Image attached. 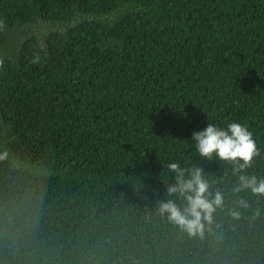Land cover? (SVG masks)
Returning a JSON list of instances; mask_svg holds the SVG:
<instances>
[{"label":"trees","instance_id":"trees-1","mask_svg":"<svg viewBox=\"0 0 264 264\" xmlns=\"http://www.w3.org/2000/svg\"><path fill=\"white\" fill-rule=\"evenodd\" d=\"M230 121L264 178V0H0V264H264V195L190 139ZM173 162L224 194L202 235Z\"/></svg>","mask_w":264,"mask_h":264},{"label":"clouds","instance_id":"clouds-1","mask_svg":"<svg viewBox=\"0 0 264 264\" xmlns=\"http://www.w3.org/2000/svg\"><path fill=\"white\" fill-rule=\"evenodd\" d=\"M195 145V151L201 157L231 161L236 167L234 173L238 184L233 191L239 192L247 189L255 194L264 195V178L255 175H245L243 170L250 165L253 157L258 154L253 134L248 128L236 121L227 122L221 126L216 123L206 122V126L194 130L190 137ZM7 151L0 152V160L7 158ZM169 171L176 173V184L168 185V193H178L183 199L178 204L172 199L158 202V214L187 232L189 235H202L206 227L213 223V214L223 207L224 194L210 191V185L204 178L202 169L195 167L185 176L186 169L180 168L178 163H169ZM211 197V198H210ZM246 206L244 201L240 202ZM232 215H238L232 212Z\"/></svg>","mask_w":264,"mask_h":264}]
</instances>
